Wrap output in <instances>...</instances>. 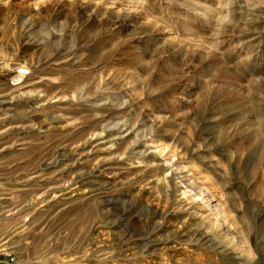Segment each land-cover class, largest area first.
Returning <instances> with one entry per match:
<instances>
[{
    "label": "rangeland",
    "instance_id": "374dc122",
    "mask_svg": "<svg viewBox=\"0 0 264 264\" xmlns=\"http://www.w3.org/2000/svg\"><path fill=\"white\" fill-rule=\"evenodd\" d=\"M193 1L0 0V63L27 69L0 83V264H264V20ZM185 180L246 262L189 241L212 222Z\"/></svg>",
    "mask_w": 264,
    "mask_h": 264
},
{
    "label": "bare ground",
    "instance_id": "6f19581e",
    "mask_svg": "<svg viewBox=\"0 0 264 264\" xmlns=\"http://www.w3.org/2000/svg\"><path fill=\"white\" fill-rule=\"evenodd\" d=\"M29 1H32V0H29ZM89 1V0H88ZM91 3L92 1H96L97 4L101 5V6H105L107 4H110L112 2V4L116 3V2H124L123 0H116L115 2L112 1V0H90ZM193 1V0H191ZM110 2V3H109ZM195 1H193L192 3H194ZM95 3V4H96ZM121 3V4H122ZM31 4H34L33 2ZM94 4V3H93ZM96 4V5H97ZM110 4V5H112ZM113 4V6H114ZM196 4V3H195ZM221 4V7H220V10L218 9L219 12L215 13L214 14V10L213 9H209V8H212V7H209L206 9V11L215 16V20L217 21V26L219 27L218 29H221L222 27L223 28H226V30H232L235 28L236 24V20L238 21L237 18H239L240 20L248 17L249 15L251 16V19L253 17L254 18H258V19H262L264 20V0H228V2L226 3H223V2H220ZM127 5V4H125ZM139 5V4H138ZM144 5V4H143ZM141 4V6H143ZM192 5V4H191ZM109 6V5H107ZM121 6V5H120ZM129 6V5H128ZM140 6V5H139ZM204 6V5H203ZM121 7H124L121 6ZM200 7V6H199ZM208 7V6H207ZM35 7H33L34 9ZM113 8V7H112ZM145 8V7H143ZM196 10V9H195ZM198 10V9H197ZM147 12V11H146ZM216 12V11H215ZM148 15V14H147ZM206 15V14H205ZM203 16V15H202ZM208 16V15H207ZM206 16V18H207ZM210 16V15H209ZM238 16V17H237ZM144 17V16H143ZM250 19V18H249ZM250 19V20H251ZM242 21V20H241ZM237 23V22H236ZM239 25V24H238ZM222 30V29H221ZM224 30V29H223ZM222 30V31H223ZM26 67H23L22 65H19V64H14V63H4V64H1L0 63V83L3 85L5 83H9L10 81H13L14 79L16 80V78H18L19 76H23V74L25 75L26 74ZM23 78V77H22ZM27 78V77H26ZM19 79V78H18ZM87 84V83H86ZM6 85V84H5ZM1 86V85H0ZM86 88V86H85ZM75 92L79 93V96L80 94L84 93L82 91H85L87 89L84 90V84L82 85H76V87L74 88ZM85 94V93H84ZM88 95V94H87ZM46 98H47V94L44 95ZM45 98V99H46ZM3 99V98H2ZM45 99L41 100L44 101ZM6 101V98L5 100H3L1 102L2 103H5ZM120 123V122H119ZM122 123V122H121ZM115 126H118L116 124H114V129L116 130H122L121 127H115ZM21 128V127H20ZM111 127H109L110 129ZM112 128V129H113ZM127 128V127H126ZM104 130V129H103ZM17 132V131H16ZM98 132V131H97ZM90 134L88 135H91L90 136V139L92 138V136H94L93 139H100L102 136H103V131L100 130L98 133H96L94 130L89 132ZM89 138V137H88ZM114 144H112L111 146H113ZM24 146V145H23ZM27 146V145H26ZM25 146V147H26ZM109 147V146H108ZM114 147V146H113ZM118 147V145H117ZM120 147V146H119ZM118 147V148H119ZM117 149V148H116ZM114 150V149H113ZM115 152V151H114ZM118 152V151H116ZM138 152V151H137ZM113 153V152H112ZM141 154V152H138ZM137 154V153H136ZM171 161V160H170ZM174 164H171L170 165V168L173 166ZM145 171V170H144ZM76 175V176H75ZM74 178H72V182H73V185H75L76 181L74 182V180L80 178L78 177L77 178V174H75ZM82 175V174H81ZM89 175V174H88ZM91 175V174H90ZM80 176V175H79ZM82 177V176H81ZM90 177V176H89ZM88 176L86 177L85 180H87V178H89ZM182 179V178H181ZM187 179V177H186ZM80 180H82L80 178ZM80 180L78 183H80ZM84 180V178H83ZM81 185H79L80 187L85 183H91L90 181H81ZM183 183L185 184V188L187 189L186 191L188 192H191L192 191V197H197L198 199H200V201H202V203H204V205H199L200 209L201 208H206V210H208V213L203 215V213H199L201 218L203 219V217H206L208 218V221L209 222H212L211 223V227L210 228H207L206 230H193L191 232H189V241H192L191 239H195L196 242H201L202 241V244H206L207 246H210L214 249H218L220 250V252H224L226 257L228 258V260H234V261H237V262H246L249 258V251L247 252L245 249H237V248H233V245L235 244H232L228 239V237L231 238V240H234L237 238V235H236V232L231 228V226L228 225H225L224 227L222 226H218L216 225L217 222H221V223H224L226 224L224 221L227 220V213H226V210L219 204H212V199L213 197L208 194V191L207 189H204V187H200L199 185H197L196 183H191V182H188L187 180L183 181ZM93 184V183H91ZM99 186V184H95V187L96 189H99L100 187H97ZM185 191V192H186ZM185 196V195H184ZM194 199V198H193ZM123 202V201H122ZM218 203V202H217ZM205 206V207H203ZM127 208V207H126ZM113 209V208H112ZM119 209V207H118ZM131 210V208H130ZM202 210V209H201ZM204 210V209H203ZM148 212V211H147ZM194 212V211H193ZM160 213V212H159ZM197 213V212H196ZM153 214V217L157 216L158 215V212L157 211H153L152 212ZM231 215V214H230ZM135 216V215H134ZM229 216V215H228ZM136 222V221H135ZM113 223H115L113 221ZM138 224V223H137ZM220 224V223H219ZM140 225V223H139ZM223 225V224H222ZM112 226V225H111ZM138 226V225H137ZM205 226V225H204ZM118 227V226H117ZM185 227V226H184ZM182 228H183V225H182ZM114 229V228H113ZM117 229V228H116ZM155 229V228H154ZM112 230V229H111ZM153 230V229H152ZM221 230H223L221 232ZM106 231V230H105ZM110 231V230H109ZM112 232V231H110ZM115 232V231H113ZM112 232V233H113ZM111 233V234H112ZM106 234V233H105ZM114 235V234H113ZM104 236V235H103ZM107 236V235H106ZM115 236V235H114ZM151 235H147L143 241H141L140 243H137L138 245L136 246L137 247V250L139 251V253L141 254H144L146 252V254L148 253L149 254V250L150 248L154 245V239L150 237ZM185 236V235H184ZM119 237V236H118ZM157 237V236H156ZM104 238V237H103ZM239 238V237H238ZM237 238V239H238ZM142 240V239H141ZM108 241V240H107ZM239 243H241L240 241H238ZM172 243V242H171ZM115 246V245H114ZM241 246V245H240ZM95 247V246H94ZM125 247V246H124ZM129 247V246H128ZM135 247V248H136ZM153 248V247H152ZM151 248V250H152ZM246 248V246L244 247ZM79 249V248H78ZM113 249V248H112ZM154 249V248H153ZM209 249V248H208ZM94 250V249H93ZM102 250V249H101ZM120 250V249H119ZM132 251V250H131ZM153 251V250H152ZM104 252V251H103ZM106 252V251H105ZM217 252V251H215ZM77 253V252H76ZM135 253V252H134ZM206 253V252H205ZM119 254V253H118ZM121 254V253H120ZM128 254V253H127ZM126 254V255H127ZM86 255V254H85ZM84 255V256H85ZM89 255V254H88ZM125 255V256H126ZM131 255V254H130ZM133 255V254H132ZM80 256V255H79ZM83 256V257H84ZM223 256V255H222ZM212 258V257H211ZM103 259V258H102ZM91 260V259H90ZM210 260V259H209ZM226 260V259H225ZM229 260V261H230ZM47 261V260H46ZM105 261V260H104ZM208 261V260H207ZM94 262V261H93ZM102 262V261H101ZM232 262V261H230ZM196 263V262H195ZM194 263V264H195ZM209 263V261H208ZM212 263V262H211ZM43 264V263H42ZM87 264V263H86ZM91 264V263H90ZM110 264V263H109ZM188 264V263H187ZM213 264V263H212ZM239 264V263H238Z\"/></svg>",
    "mask_w": 264,
    "mask_h": 264
}]
</instances>
